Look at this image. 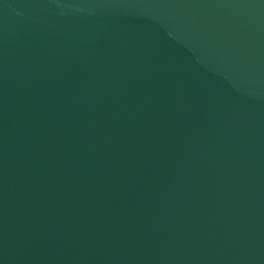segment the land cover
I'll return each instance as SVG.
<instances>
[{"label": "water", "instance_id": "obj_1", "mask_svg": "<svg viewBox=\"0 0 264 264\" xmlns=\"http://www.w3.org/2000/svg\"><path fill=\"white\" fill-rule=\"evenodd\" d=\"M0 264H264V0H0Z\"/></svg>", "mask_w": 264, "mask_h": 264}]
</instances>
